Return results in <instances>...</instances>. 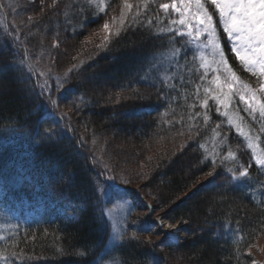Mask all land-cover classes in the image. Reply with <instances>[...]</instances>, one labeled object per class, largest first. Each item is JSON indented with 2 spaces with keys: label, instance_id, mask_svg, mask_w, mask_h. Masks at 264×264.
I'll use <instances>...</instances> for the list:
<instances>
[{
  "label": "trees",
  "instance_id": "1",
  "mask_svg": "<svg viewBox=\"0 0 264 264\" xmlns=\"http://www.w3.org/2000/svg\"><path fill=\"white\" fill-rule=\"evenodd\" d=\"M169 2L152 0L142 10L133 6L127 15L130 19L133 13H137V23L129 27V20H126L122 33L117 35L115 31L109 41L110 56L103 54L79 59L71 66V73L53 79L43 91L40 86L45 85L44 80L38 69L29 63L27 43L38 50L47 47L48 51L52 49L51 43L47 39L45 46L38 42L36 36L24 38L21 34L18 44L8 39L11 31L3 27H6L4 23L7 24L8 19L7 22L1 21L4 23L0 24L3 42L0 49V184L6 187L11 198L21 203L40 202L39 205L46 210L42 225L26 229L15 239L14 242L18 244L16 253L21 258L16 259L19 264H97L104 254L111 227L103 212L99 190L109 176L103 178L104 165L98 151L91 143L87 145L88 138L77 125L97 137L105 136L110 131L117 135L129 134L134 139L139 126L148 134L145 142L150 143L151 136L171 138L178 134L184 136V132L196 139L203 133L198 130L201 125L206 121L218 120L217 104L208 100L205 107L204 103L200 105L196 96L203 120L199 122L197 130L186 125L188 122L185 119L192 116L195 108L194 86L202 88L200 77L194 70L182 74L178 82L162 76L165 56L171 51L174 50L171 55L177 54L183 59L194 56L190 49H180L187 38L162 31L175 19L171 11L165 14L158 7L161 3ZM123 5L124 0H112L104 11L96 13L95 6L91 8L87 4L83 11L68 12L70 24L72 27L83 25L82 29H98L110 13H117ZM41 15L43 19L39 25L50 20V13ZM63 17L59 16L56 20L66 24L68 21ZM76 32L74 39L78 41L71 45V50L79 54L86 35L84 30ZM16 46L24 49L25 54L22 51L19 54ZM149 47L152 54L161 55L159 66L146 75L151 81L136 82L132 87H124L125 91L117 87V96L112 98V103L117 102L116 105H101L93 99L98 81L80 80L81 76L98 69L101 77H109L108 73L115 71L120 84H124L122 78L132 79L137 62H132V66L126 68L123 60L134 55L138 49ZM18 77L23 78L30 95L23 90L20 92L23 87ZM136 87V93L131 92L133 97L127 100L129 98L123 96L122 91ZM49 90L51 98L57 100L55 108L46 103ZM62 111H68L72 116L71 125H65L67 115L59 113ZM129 111H132L129 116H122ZM137 111H144L148 115L146 123L135 119ZM37 121H40L39 125ZM64 125L68 129L71 126L72 132L69 130L67 133ZM211 127L212 124L206 126V135L211 132ZM52 131L62 137L59 145L41 146L34 142V138L36 141L42 140L45 133ZM231 138L236 140L233 133ZM111 144L114 146L113 142ZM79 153L83 155V160L76 158ZM186 153L191 163L187 168L184 169L177 162V156L169 158L168 154L163 153L149 173L150 190L158 197L159 208L167 210L168 220L174 224L193 223L194 228L183 232L184 238L178 245L181 258L193 264H253L254 259L247 251L257 238L264 236V208L257 207L243 191L239 190L237 195L240 197H237L222 193L217 187L208 188V183L200 186L203 178L210 176L211 169H207L205 163L199 165V156L203 155L200 148L199 154L192 150ZM114 180L124 187H131L116 178ZM208 226L209 231H203ZM226 226L233 228L236 232L234 236L238 234L240 237L239 241L221 236L227 230ZM146 232L139 233L142 237L127 236L103 259L119 264H165L167 253L172 252L171 244L161 252L157 244L145 240L143 235L152 234V231ZM215 234L219 237L215 238Z\"/></svg>",
  "mask_w": 264,
  "mask_h": 264
},
{
  "label": "rangeland",
  "instance_id": "2",
  "mask_svg": "<svg viewBox=\"0 0 264 264\" xmlns=\"http://www.w3.org/2000/svg\"><path fill=\"white\" fill-rule=\"evenodd\" d=\"M111 1L112 0H55V4H53V0H2L5 4V8L3 14H0V24L2 25L4 23L1 21L6 20L7 22L8 19V23H4L6 27L4 25L3 27L5 29L8 28L9 31L13 28L16 29L15 32L11 31V35L8 39L15 35L18 37V41L15 42L18 44H20L19 37L21 34L24 38L30 35L36 36L38 42H40V44H45V46H47L45 40H49L52 48L49 51L47 50V47H44L43 50L34 49L31 44L26 41L29 48V52L26 51L29 63H31V65H33L36 70L38 69L42 74L41 78L44 80L46 88V84L50 85L53 79H56L62 74L71 73L73 71V67L71 66H73L79 59H86L91 56L99 57L100 55L103 56V54L111 55L109 54L110 49H108L109 41L113 37V34L116 33L115 31L117 30L119 17L124 5L122 8H119L120 11L117 13H110L98 29H82L83 25L72 27V24H70L72 23L71 19L68 17L69 11H83V8H86L87 4L91 8L92 6H95V11L98 13L101 11V7L104 9ZM151 2L152 0L128 1V3L138 7L139 10L144 9L143 5L145 3L148 6ZM169 3H171V0ZM205 4L209 13L213 17V24L217 30L221 50L224 52L225 49H228L227 55L229 56L228 61L230 65L236 70L239 69L238 73L242 74L241 76L249 83L248 84L241 78H238L240 84H248L254 89L258 88L259 82L257 78L248 73L244 67L241 69L238 59L235 57V54L231 52V41H228L227 34L223 32V25L219 20L215 6L211 4L210 0H205ZM11 8H15V11H12ZM38 8L40 10H38ZM37 10L38 12H36ZM44 12L51 14L50 20L45 21V23L41 22L39 25V21L43 19L41 14ZM172 13L175 19H178L177 14L174 12ZM62 15L64 16L63 18L68 21L66 24H61L60 21L56 20V18ZM84 22L85 21H83V23ZM105 23H108L109 25L107 30L104 28ZM77 30L78 32L84 30L86 35V39L81 45V53L78 52L79 54H76L71 50V45L78 41L77 39H74L76 38L74 36L76 35ZM121 31L122 29L119 32L122 33ZM46 35H48L47 38ZM106 37L107 40L105 39ZM185 37L188 36L185 35ZM189 41L190 42L184 41V44L181 45L180 49L182 51L183 49H196L197 56L183 59L177 54L171 55L174 50L171 51L168 53L169 55L165 56L162 76L167 80L178 82L179 79H181L182 74L188 73L189 70H194L193 72L200 77L202 88H195L194 86L193 90V104L195 108H193L191 113L192 116L185 119V121L188 122L186 125H191L190 129L197 130L199 122H202L201 120H203L201 108L197 107V99L200 105H203L205 99H207V101L212 100L216 104L213 99L216 95V92L214 91L216 85L212 81L214 76L218 74L220 75L221 83H223L225 73L223 70H221L220 73H214L210 69L205 75V70L200 67V52L204 51L206 55H208V59L211 60L212 57L210 55V50L198 49L191 42V38ZM221 42L224 44L227 43L226 46L223 47ZM2 48L3 42L2 37L0 36V49ZM16 48L19 50V54H21V51L23 55L25 54L24 49L17 46ZM151 49V47L147 49H138L135 52L136 55H130L123 60V66L126 68L131 67L132 62H137V67H135L132 79H127V77L122 78L124 84H120L121 82L117 79V73L115 71H112V74L108 73L109 77H101L100 73H97L98 69H93L90 74L81 76L80 80L98 81L99 85L97 86L94 95H92L93 99L95 101L98 100L101 105H116L117 102H115V104L112 103V98L114 99V97L117 96L115 95V89L117 87L120 90L125 91L124 87H132L136 82L151 81L147 79L146 75L152 73L155 66H159L161 60V55L152 54L150 51ZM16 67L18 68L19 66L16 65ZM55 69L58 72H56ZM144 72L147 74L144 75ZM18 79L23 87L22 89L20 88V92L22 93L23 90L30 95L29 88L23 84V78L18 77ZM240 84L234 86L233 90L235 91V87H239ZM137 89V87L130 90L128 89L126 92L122 91V94L129 98L127 100H130L133 97L131 92H134L135 94ZM205 89H208V91L206 92ZM241 104L243 105V103L239 101V97L236 96L233 98V102L230 103L227 109H224L222 105H217L216 112L218 120L214 119L212 121H206L205 124L201 125V128L198 130H201L203 133L202 135L200 134L199 137H196V139L193 138V135H188L184 132V136L178 134V136L174 135V137L171 138H156L155 136H151L150 143H147L145 142V138L148 134L139 126L135 137L136 139H134V136L129 134L117 135L116 133L111 134L110 131H108L105 136L102 135L97 137L94 133H87L83 127L80 128V126L77 125L79 131L88 138L87 145L89 146V143H91L92 147L98 151L99 159L104 165V171L101 173L103 178L109 176L118 179L119 182H122L124 185L131 186V189L137 190L141 195V199L146 204L149 206H152L150 204H153L151 209H149L143 202L139 203V200L136 197L126 196L120 198L113 197L112 201L109 202L108 197H104L101 194L104 204L102 205L103 212L111 227V234L108 239L107 248L105 247L106 251L113 250L116 246L122 243L127 236L142 237L139 236V233H144L147 231L146 229L151 228L152 234L143 235L146 241L154 245L157 244L161 252H164L166 245L171 244L172 252L167 253V258L164 260L165 264H193V262L185 258L182 259L178 253V245H180L181 240L184 238L183 232L191 230V228L193 229V223L178 222L174 224L170 222L168 220L167 210L159 208L158 197H156V195L150 190L151 179L149 173L153 171L159 157H161L163 153L168 154L169 158L177 156V162H179V164L185 169L191 164L186 152L192 150V152L199 154L200 148L203 151V155L200 154L199 156V165H204L205 163L207 169H211V172L213 173L211 176L204 177V181L200 183V186L208 183V188L217 187V190L220 192H224L225 194L228 193V195L237 197H240L237 195L239 194L238 192L240 189L235 187L232 188L228 183V169H232L231 172H237L240 166L245 165L250 172V175L245 180L247 181L251 198L259 204L260 202H264V169H262L263 171L260 170V166L255 164L252 149L249 148V144L252 143L256 146L257 152L264 149V119L259 118L258 114L249 115L248 112L246 115L240 114L243 112ZM217 108H219V111H217ZM225 111L228 112L227 116L224 115ZM219 112L221 118L219 117ZM59 113L67 115L65 116L67 119L65 125H71L70 118H72V116L69 112L62 111ZM131 113L132 111H129L122 116H129ZM147 116L148 115L145 114L144 111H137L135 119L142 123H146L148 121ZM135 119L133 118V121ZM191 121H194L193 124H191ZM209 124H212L211 132L206 135V126ZM237 125H239V130L242 135L237 130ZM233 127L240 134L238 137L241 139H236L235 141L232 140L231 130H234ZM66 130L68 133L69 130H72V127L70 126V129H68V127L65 126V131ZM44 138L45 136L42 137V139ZM112 142L114 143V146H112ZM229 153H231V155H229ZM76 158L83 160V155L81 153L76 154ZM195 168L196 167L193 169ZM2 171L7 172L6 169H2ZM57 174L60 175V173ZM254 177H257V179H254ZM12 182H14L13 178ZM106 187L107 186L104 185L102 189ZM3 198V194L0 191V237H3V239H0V244H8V246L0 251V257H10L12 252H17L18 244L14 241L18 237L19 229L26 225L40 222L41 218L38 210H10L3 202ZM143 204L147 206V210ZM257 207L264 208V205H257ZM40 209L41 208H39V210ZM157 220L162 222L163 227H160V225L156 223ZM226 228L227 230L222 233V237L230 240H240L238 234L237 237L234 236L236 232L231 226H226ZM209 229L210 226L204 227L203 231H209ZM117 236L122 238L115 239ZM214 237L216 238L219 236L218 234H215ZM247 253L253 257V264H264V236L257 238L248 248ZM20 259L21 258L18 256L17 260ZM97 264H119V262L109 261L102 258Z\"/></svg>",
  "mask_w": 264,
  "mask_h": 264
},
{
  "label": "snow or ice",
  "instance_id": "3",
  "mask_svg": "<svg viewBox=\"0 0 264 264\" xmlns=\"http://www.w3.org/2000/svg\"><path fill=\"white\" fill-rule=\"evenodd\" d=\"M211 4L215 6L218 12L219 20L223 25V32L227 34V38L231 41V52L240 63L249 71L252 76L256 77L259 82L258 88H252L248 84H240L238 77L228 66L225 59L224 52L221 50L217 30L213 24V17L206 7L205 0H171V3L159 4V9H162L165 14L174 12L178 19H172L170 26L162 31L172 33L174 36H185L191 38V42L198 49L210 50L211 60L204 51L200 52V67L205 70V75L211 69L214 73H220L221 70L225 73L224 81L221 83L220 75H215L213 83L216 85L214 91L216 95L213 97L217 105H222L227 109L233 98L238 96L239 100L246 106V111L249 115L258 114L259 118L264 119V0H210ZM55 4V0H53ZM145 8L147 4L143 5ZM133 5L124 0V8L119 17L117 25V35L121 29H124L125 21L129 20L127 26H133L137 23L136 15L133 13L129 19L128 13L131 12ZM5 4L0 0V14H3ZM15 11V8H11ZM101 11L104 9L101 7ZM115 19V18H114ZM176 26V27H173ZM104 28H109L108 23L104 24ZM15 32L16 29H12ZM13 41H18V37L13 35ZM107 40V37L105 38ZM179 51V49H177ZM215 66V67H213ZM42 75V74H41ZM240 84L239 87L234 86ZM41 91L44 90L45 85H41ZM59 87V86H58ZM207 92L208 89H205ZM46 103L55 108L57 100L51 98V90ZM204 106L207 107V99L204 100ZM219 111V108H217ZM39 115V113H37ZM227 116L228 112L225 111ZM40 121H37V125ZM239 129V125L236 126ZM62 137L59 133L52 131L45 133V138L38 142L41 146L44 145H59ZM249 148L253 151L254 162L264 169V149L257 152L256 146L252 143ZM231 155V153H229ZM229 172L232 169H228ZM209 175H213L212 172ZM249 171L244 168L240 171L239 176H233L232 179L240 180L247 178ZM111 183L104 189L99 190L104 197H108L109 202L113 197L120 198L125 193L119 190L114 178H108ZM96 194L94 190L93 195ZM99 199V197H97ZM160 227H163L161 221L156 222ZM151 231L152 229H146ZM117 236L115 239H121ZM3 239V237H0ZM19 253L12 252L10 257H3L5 264H14L18 258Z\"/></svg>",
  "mask_w": 264,
  "mask_h": 264
}]
</instances>
